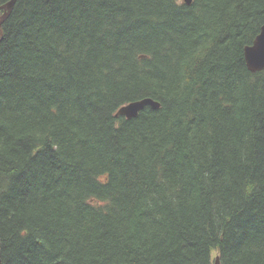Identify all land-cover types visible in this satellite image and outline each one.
<instances>
[{
    "label": "trees",
    "instance_id": "obj_1",
    "mask_svg": "<svg viewBox=\"0 0 264 264\" xmlns=\"http://www.w3.org/2000/svg\"><path fill=\"white\" fill-rule=\"evenodd\" d=\"M263 25L264 0H17L2 264H264Z\"/></svg>",
    "mask_w": 264,
    "mask_h": 264
},
{
    "label": "water",
    "instance_id": "obj_2",
    "mask_svg": "<svg viewBox=\"0 0 264 264\" xmlns=\"http://www.w3.org/2000/svg\"><path fill=\"white\" fill-rule=\"evenodd\" d=\"M17 0H10L2 8L4 10L3 15L0 17V37H1V27L4 21L9 17L13 10ZM187 5L192 4V0H184ZM245 59L247 67L251 72H260L264 70V25L261 29L260 34L256 37L253 44L245 48ZM146 106H150L153 109H159L160 104L151 99L144 98L135 102H131L123 106L117 115L124 116L128 119H132L138 116L139 112L142 111ZM0 264L1 255H0ZM216 264H219L217 261Z\"/></svg>",
    "mask_w": 264,
    "mask_h": 264
}]
</instances>
